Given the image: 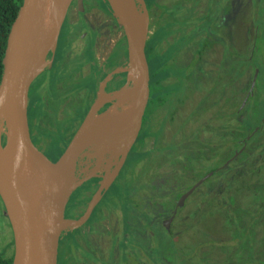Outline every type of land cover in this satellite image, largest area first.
I'll return each instance as SVG.
<instances>
[{"label":"rangeland","instance_id":"374dc122","mask_svg":"<svg viewBox=\"0 0 264 264\" xmlns=\"http://www.w3.org/2000/svg\"><path fill=\"white\" fill-rule=\"evenodd\" d=\"M92 1L88 0L86 12L81 16L89 20L90 27L96 33L94 59L100 66L116 47L122 45L125 48V39L122 38L123 33L116 25L105 20L106 16L91 9ZM179 1H182L181 5L184 8H189V5L194 8V17H198L202 12H210L216 21L218 16L223 27L218 36H215L214 44L207 49L202 65L197 64L196 69L202 68L204 71V80L195 84L194 91L185 101V105L180 108L175 123H171V116L167 115L168 110L171 111L173 107L171 100L167 103V108L155 106L150 111V106L146 107L143 132L159 129L162 134L159 136L162 149L154 147L155 142L153 143L152 136L134 144L124 169L125 174L122 172L103 200L105 205L113 207L111 212H106L105 223L116 227L118 222H116L115 215L118 212L114 206L117 204V198L120 197L123 217L127 222L121 225L120 232L116 234L114 240L119 246L118 249L125 251L121 255L122 259L127 262L137 263L138 261V264H264V123L262 124L263 133L256 136V141L250 142L249 148L245 151L243 147L242 151L245 153L239 152L226 166L222 167V171L219 170L216 174L210 175L184 199L183 207L179 209L169 225V234L159 222L160 218L174 207L175 201L182 193L212 169L221 166L236 155L242 144V139L239 138L236 142V138L248 137V130L255 129L257 123L262 122V114H264V0ZM96 2L101 6L103 4L101 0H96ZM151 2L153 4L148 8V38L154 35L156 29L161 32L158 38L154 37L149 41L152 44V50L148 52V60L152 66L160 55V51L165 48L166 42L175 41L174 35L177 37L178 33L175 32H178L179 28L171 24L166 13L167 11L170 14V4L172 9L175 0H145L147 5ZM99 5L97 7H100ZM223 8L227 10L223 12ZM74 13L75 9L71 12L72 19L76 17H73ZM221 13L223 20L220 17ZM207 15H209L207 20L212 21L210 14L207 13ZM79 27L78 25L74 28L75 33L79 32ZM67 34L69 31L64 34L62 48L58 53L57 60L61 62L72 59L66 56L68 44L65 36ZM93 35L94 33L89 31L86 37L87 48L81 54L82 58H86L90 53ZM163 37H166L165 40H162ZM252 46L255 51L251 61L245 62L242 66L235 64L229 66L227 61L229 52L234 53L232 54L234 60L238 57L236 54L249 58ZM164 53H166L164 59H157L156 63L163 64L162 66L170 69L160 77L161 85L174 87L173 93L178 97H184L188 92L185 87L179 85L180 77H183L187 83L189 75L184 72L179 77L177 73L171 72V49L169 48ZM191 54L192 52L188 50L184 57L185 62ZM113 60L114 57L110 58L111 63ZM124 69H128L126 61L122 67L118 68L116 75L106 73L105 77L100 80V87L97 90L104 89L108 83L115 86L121 81L123 84L130 83L135 75H129ZM222 69L225 74L233 77L225 87L229 89L226 96L229 97V108L234 110L239 104L241 109L246 106L250 107L245 123H241V128L240 125L234 128L238 124L237 116L235 118L234 115L231 122L234 126L231 135L230 131L225 130L226 122L224 121H229V119L224 120L225 117H219L214 120L212 110L203 113V109L206 108L205 104L202 109H198L197 118L191 115L190 121L184 127L177 126L176 124L183 121L188 113L196 108L202 96L209 92L215 73ZM87 70L88 68L83 73H87ZM256 70L253 97L249 99L250 103L246 102V99L241 107ZM55 71L38 76L29 91L31 134L41 150L51 159L60 155L80 123L86 108L91 103L93 88L88 78L82 80L77 78L73 81L71 76L69 79L66 75L64 80L68 81L66 83L74 89V94L78 97L75 100L71 99L68 103L67 106L70 107L69 112H66L68 116L60 111L57 119L55 112L62 100L60 94H57L59 92L53 87L59 80L57 79L59 74H64V72ZM78 84L88 85L89 91L87 90L86 93L78 91ZM41 95H46L44 100L40 99ZM254 97L260 99H256V102L253 100ZM201 116L202 124L199 126L201 119L198 118ZM242 118L239 117V120ZM174 128L183 130V135L173 134ZM233 136L235 141L231 140ZM197 141L201 144H197ZM209 142H213L214 145L207 150L206 143ZM200 148L202 150H199ZM118 151L119 145L115 140L102 144L98 141L89 142L82 151L77 166L78 181L86 175H102L106 170L112 169L117 163ZM139 157L141 160L137 162ZM168 173H171L170 183L165 181L163 185L157 182L154 186L155 192L152 196L164 200L158 203L159 211H156L154 216L148 205L144 214H141L136 211V207L127 204L125 200L127 195L130 196L129 199L140 202L141 191L151 189L149 186L152 187V177H162L163 174ZM144 183H148L147 186H143ZM112 212L114 214H111ZM145 225H149L154 238L145 232ZM124 231L128 233L126 234L128 236L122 239ZM11 240L10 225L5 210L1 207L0 250ZM99 243L101 248H105L109 244L108 238L104 237L99 240ZM64 245L67 246V244ZM11 248L9 246V252ZM65 249L70 253L67 247ZM117 263L114 260L111 262V264Z\"/></svg>","mask_w":264,"mask_h":264},{"label":"water","instance_id":"95a60500","mask_svg":"<svg viewBox=\"0 0 264 264\" xmlns=\"http://www.w3.org/2000/svg\"><path fill=\"white\" fill-rule=\"evenodd\" d=\"M71 1L22 0L6 38L0 76V200L12 232L11 264L61 263L65 233L84 223L101 191L117 177L138 136L149 100L151 72L145 52L148 39V8L145 0H134L144 17L142 23L125 0H106L125 38L128 69L124 71L129 74V68L133 67V75H137L138 79L133 82L134 76L130 83L110 91L100 89L55 160L41 150L29 127V89L43 70L47 53H54ZM77 3L81 9L83 1L77 0ZM117 70L111 73H117ZM256 73L257 70L241 107L248 96L253 94ZM124 93L135 100L134 108L110 110L109 104ZM106 104L109 106L101 110ZM106 128L115 129L114 135L103 143L110 140L117 142V163L105 171L85 216L80 219L68 218L66 206L69 197L80 183L76 172L81 153L89 142L96 141L92 139L93 135ZM242 149L228 159L223 167ZM16 165L27 187L28 194L24 197L19 193L15 181ZM212 173H207L182 193L176 207ZM29 222L37 227L34 238L27 235Z\"/></svg>","mask_w":264,"mask_h":264},{"label":"flooded vegetation","instance_id":"af4514ba","mask_svg":"<svg viewBox=\"0 0 264 264\" xmlns=\"http://www.w3.org/2000/svg\"><path fill=\"white\" fill-rule=\"evenodd\" d=\"M82 1L83 3H82L81 9L78 6L77 0L71 1V4L68 8L67 14L62 22V25L59 31L54 53L52 54L51 51L47 53L46 58H45L46 64L43 70L41 71V73L38 75V76L42 74L44 75V73L53 72L54 70H56L55 72L59 71V73H61V71L64 72V74H59V77L57 78L59 80L53 87L56 91L59 92L57 94H60V97L62 100L61 105L59 106L58 110L55 112L57 119L59 118L60 111H62L65 114L66 112H69L70 107L67 106L68 103L70 102L71 99L75 100V98L77 99L78 97L77 95L74 94V89L69 87L68 83H66L68 81L64 80V77L66 75H67L66 77L69 76V79L71 76L73 81H75L77 78H80L81 80L83 78L90 79L88 80V82L93 84V88L91 92V95H92L91 102H92L95 96L97 95L98 91L100 90V88L97 90V88L100 87V83H101L100 80L105 77L106 73L109 74L115 71L116 69H118L119 67H122V65L126 61V43H125V48L122 45L116 47L114 51H112V53L108 55L104 63H101L100 66L96 64V61L94 59L95 58L94 42H95L96 33L90 27L91 25L89 23V20L81 16L85 14L86 9H87V4H88V0H82ZM95 1L96 0H93L91 2L92 4L91 9L97 12L99 11L102 15L106 16L105 20L107 22H109L110 24L113 23L114 25L118 27L116 18L113 16L112 11L110 10L109 5L106 2V0H101V2L103 3L102 6L99 5L97 2L95 3ZM178 1L179 0H175V2H178ZM98 5L101 8L97 7ZM189 6L191 7V5ZM74 9H75V13L73 17L75 16L76 17L72 19L71 12ZM170 9H171V4H170ZM204 14L205 12H202V14L199 16H202ZM78 25L80 26L78 29L79 32L75 33L76 29L74 28ZM67 31H69V34L65 36V40L68 44V48L66 50V56L71 57L72 59L69 58L70 60L66 59V61L61 62V60L60 61L57 60L58 53L61 51L62 44H63V37ZM89 31H92L94 33L93 43H92V46L90 47V53L87 55L86 58H82L81 54L84 53V50L87 48L86 37L88 36ZM122 38H124V35L122 36ZM113 56H114L113 62L115 61V64L112 65V63L110 62V58H112ZM86 68H88V70H87V73L84 74L83 72ZM78 87H79L78 91H81L82 93H86L87 90L89 91L88 85L80 86V84H78ZM118 87L120 86L119 85L115 86V85H111V83H108L107 86H105L103 90L110 91ZM45 97L46 95H41L40 99L44 100ZM29 103H30V100L28 102V119H29ZM183 105H185V101L178 108H175L174 111H172L171 109V123L173 124L175 123V119L178 116L179 110ZM108 106L109 105L106 104L101 110H104ZM89 107L90 105H88V107L86 108V111L83 114V117L88 111ZM144 116L142 119V125L139 130L138 136L136 140L134 141L127 155V158L121 170L119 171L117 177L111 181V183L106 187V189H103L101 191L98 200L94 204L91 210V213L89 214L87 219L84 221V223L72 229H68L67 232L65 233L64 238H63L62 248H61V263L60 264H64V261H65V264H111L113 260L115 262H118L117 264H138L137 260H136L137 261L136 263L135 261L127 262L125 259H122L121 254L125 253V251H123V249L121 248L119 250L118 249L119 246L114 240V238L116 237V234L120 232L121 225H124V222H127V220L125 221V217H123L124 212H123L121 200H119L120 197L117 198V201H116L117 204L116 206H114L115 208H117L116 212H118L115 215L116 222H118L116 227L108 226L105 223L104 217L106 216V212L107 213L111 212V209L113 207L105 205L103 200L105 199L106 193L115 184L116 180L122 175V172L123 174H125L124 169L126 168V163L128 161L127 159L132 151V148L134 147V144L138 143V138L139 136L142 135V130L145 124ZM190 116H191V111L188 113L186 118L183 119V121H180L176 125L177 126L180 125L181 127H184L189 122V121L187 122V120ZM29 127L31 126L29 125ZM173 134H176V135L179 134L180 136H182L183 130H181L180 128H174ZM152 138L154 139L153 140V143H154L156 141L155 137L152 136ZM144 140H146V138H144L142 141ZM242 147H244V145ZM238 150H240V148ZM222 167H223V164L221 166H217L214 169H212V172H213L212 175L216 174L218 170ZM104 173L105 172H103L102 175L94 174L93 176H90L89 178H86L87 176L86 177L84 176L80 179V183L71 193L67 206H66V216L68 218L80 219L85 216L89 208L91 199L95 195ZM140 195H142V193ZM177 200L175 201L174 207L170 209L168 213L165 216H162L159 220V222L162 223L163 228L166 230L168 234H169V225L171 224L175 216L178 214L179 209L183 207L182 205L184 202L176 207ZM159 202L160 200H159V197L157 196L156 197L151 196V198H149L147 201L144 202V198L142 195L140 196V202H139L138 207H136L134 204H132V206L137 208L136 211H138L141 214H144L146 210L145 208L143 209V207L148 205L149 208H151L152 210V215L154 216L156 211H159L158 210ZM111 214H114V213L112 212ZM144 228H145V232L149 234L152 238H154L152 231L149 230V225H145ZM126 234L128 233H126L125 231L122 232V236H121L122 239L128 236ZM104 237L108 238L109 244L108 246H105V248H101V244L99 243V240H102ZM64 244H67L66 247L67 249H69L70 253L66 251L65 249L66 247Z\"/></svg>","mask_w":264,"mask_h":264},{"label":"trees","instance_id":"16d2710c","mask_svg":"<svg viewBox=\"0 0 264 264\" xmlns=\"http://www.w3.org/2000/svg\"><path fill=\"white\" fill-rule=\"evenodd\" d=\"M181 2L179 1V2L174 3V6L172 7V9H170V14H168V12L166 11L167 9L165 10L167 13V19H170L171 24L177 25L179 29H177L178 32H175V33H178L177 37L176 35H174L175 41L173 43L167 41L165 48L162 51H160V55H158L157 59L163 60L164 55L166 54L164 52H166L169 48L171 49V72L177 73L179 77H180V74L184 72H186V74L189 75L187 79L189 82L186 83V80L183 77H180V82H179V85L182 87H185L188 93H186V96L184 97H178L177 95L173 93V91L175 90L174 87L171 86V88H169L167 86H162L160 77L164 75L166 72H169L170 68L162 66L163 64H157L156 63L157 59L155 60V62H153L152 66L150 65L149 60H148V52L152 50L151 48L152 44L149 41L153 39L154 37L158 38L159 35L161 34V32L156 29L154 35L149 37L148 40L146 41V47H145V52H146V56H147V60H148V64H149V68L151 72L150 95H149V100L147 104V106L148 105L150 106V111L155 106H157V108H160V107L167 108L168 107L167 103L170 100H171V104H173V107H171V109L172 111H174L175 108H178L180 105L184 103V101L187 100L188 97H190V95L192 94V92L194 91L196 87L195 84L199 81L204 80L203 69L202 68L196 69V66L197 64L202 65L203 57L206 54L207 49L209 48V46L211 47L214 44L215 36L216 37L218 36V34L220 33L223 27V24L220 22L218 16L216 17L217 18L216 21H214L215 19L213 16H211L212 13L210 12H205V14L202 16L194 17V8L191 6L185 9L183 5H181ZM21 3H22V0H0V76H1V71H2V58H3L5 45H6V38L9 32L10 26L18 12V9ZM152 3L153 2H151L149 5L146 4L147 8H149ZM226 10L227 9L225 8L223 12ZM207 13L210 14L211 19H213L212 21L207 20L209 19L208 18L209 15L206 16ZM220 17L223 20L222 13L220 14ZM179 31H182V32H179ZM175 33L173 32V34ZM165 38L166 37H163L162 40H165ZM188 50H190L192 54L191 56L188 57L187 61L185 62L184 57ZM254 51H255V48L252 46V53H251L252 56L250 55L249 58H245L242 55L236 54L238 56L236 57V60L232 58L234 57L232 56V54L234 53L229 52L228 57H227L229 66L230 67L234 66L233 64L242 66L243 64H245V62L251 61L253 58ZM113 64H115V62L112 61V65ZM219 66L222 67V65H219ZM190 77H191V80H189ZM232 79L233 77L231 75L225 74L223 69L221 71H217L215 73V76L213 77L212 85L210 86L211 88L209 89V92H207L205 95L202 96V98L197 102L196 108L193 111H191V115L197 118L198 111H199L198 109H202V107H204V105L206 104L205 106L206 108L203 109L204 110L203 113H205L206 111L212 110L213 112L212 116L214 117V120L218 119L219 117H225L224 120H227V118L229 119V121H224L226 122L225 130L227 132L230 131L231 135H232L233 127H234L231 124L233 116L235 115V118L237 116L236 121L238 119V124L234 128L238 127L239 125L241 128V123L242 122L243 124L245 123V120L248 117V114L250 113V107L246 106L241 109L240 104L234 110L231 107L229 108L230 106V103L228 104L229 97L228 98L226 97L227 93L229 92V89L228 88L225 89V87L227 86L226 83L228 81L231 82ZM121 85H123V81H121V83L119 84V86ZM253 92H254V89H253ZM230 93H231V90H230ZM252 97H253V94L248 96L246 102L250 103L249 99H251ZM259 97L257 98L254 97L253 100H256V99L259 100L260 99ZM167 115L169 117L171 116L170 110H168ZM262 116H263L261 120L262 122L257 123V127L255 129L251 128L250 130H248V137L236 138V142L237 140H239V138L240 140L242 139L241 148L244 145V149H243L244 151L249 148L250 142L256 141L255 138L257 135L263 133L262 124L264 123V114H262ZM239 117H243V118L239 120ZM201 118L202 116L199 117L198 119H201ZM145 120H146V116H144V122ZM188 121H190V117L188 118L187 122ZM201 124H202V119L199 121V126ZM242 128H244V126ZM143 130H142V135L139 136L138 138V142H141L144 138H147L148 136H153L155 137V140H156L154 147L162 149L161 139H159V136L162 134L159 131V129L152 130L150 132H143ZM245 138H247V140L244 142ZM191 140L194 141L192 138ZM231 140L235 141V137L233 136ZM196 143L199 145L201 144L199 141H197ZM206 144H207L206 146L207 150L209 147L214 145L213 142H209ZM199 150H202V148H200ZM242 153H245V152L242 151L241 154ZM56 158L52 160H55ZM140 160L141 159L139 157L137 162ZM190 163L191 162H189V164ZM219 170L222 171L223 168L222 169L220 168ZM169 175H171V173H168L165 175L163 174L162 177L161 176L152 177L151 184L152 183L153 184H152V187L149 186V188L151 189L145 190L143 192L141 191L143 198H144V202L147 201L149 198H151V196L154 194L155 192L154 186L156 185L157 182L163 185L166 183L165 181L169 182V180L171 179L169 178L170 177ZM147 184L148 183H144L143 186H147ZM137 193L139 194V189ZM129 197L130 196L127 195V197L125 198L127 204L128 205L134 204L136 207H138L139 200L129 199ZM160 201H164V200L161 199ZM232 202H233V199H232ZM1 207L2 209H4L3 204L0 200V208ZM144 208H146V206H144L143 209ZM12 244H13V241L11 240L7 245L1 248L0 264H11L12 248H11V252H9V246L12 247Z\"/></svg>","mask_w":264,"mask_h":264},{"label":"bare ground","instance_id":"6f19581e","mask_svg":"<svg viewBox=\"0 0 264 264\" xmlns=\"http://www.w3.org/2000/svg\"><path fill=\"white\" fill-rule=\"evenodd\" d=\"M127 6L131 9V11L133 12V14L135 15V17L139 20V22H143L144 21V17L141 14V12L138 10V8L135 5L134 0H125ZM135 74V70L133 67L129 68V75H133ZM138 79V76L136 75L134 77V81ZM135 105V100H131L130 99V95L128 93H124L121 96H119L115 102L113 103V105L110 106V110H117L118 107L122 108L123 110H131L134 108ZM114 130L113 128H106V129H102L98 132H96L93 135L94 140L103 143L106 139H108L109 137H111L112 135H114ZM98 158V157H97ZM100 160V158H99ZM15 181L17 183V187L19 190V193L24 197L27 196L28 191H27V187L25 184V180L24 177L21 173L20 168L16 165L15 167ZM37 233V227L34 223L29 222L28 226H27V235L29 237L34 238L36 236Z\"/></svg>","mask_w":264,"mask_h":264}]
</instances>
